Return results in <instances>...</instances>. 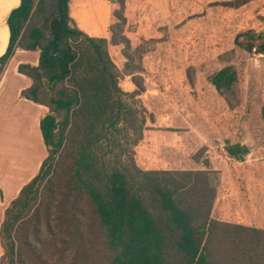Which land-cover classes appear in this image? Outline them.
<instances>
[{"label": "trees", "instance_id": "1", "mask_svg": "<svg viewBox=\"0 0 264 264\" xmlns=\"http://www.w3.org/2000/svg\"><path fill=\"white\" fill-rule=\"evenodd\" d=\"M70 1L20 0L8 18L1 68L17 49L40 52L38 66L18 70L31 80L21 97L48 109L47 157L5 211L0 264H264V230L211 216L215 172L137 165L148 114L109 54L127 40L117 24L110 41L79 30ZM237 80L232 67L211 77L231 107ZM225 152L241 161L249 151Z\"/></svg>", "mask_w": 264, "mask_h": 264}, {"label": "rangeland", "instance_id": "2", "mask_svg": "<svg viewBox=\"0 0 264 264\" xmlns=\"http://www.w3.org/2000/svg\"><path fill=\"white\" fill-rule=\"evenodd\" d=\"M236 1L109 0L112 25L117 24L122 30L119 35L127 40L110 45L109 54L125 73L120 79L125 92L132 90V84L138 85L140 92L147 78L183 82L185 92L172 100L182 114L175 126L190 130L183 141L187 147L184 160L181 165L152 161V166L155 170L215 172L211 176L213 183L217 188L228 185L230 203L224 211L227 222L219 220V211L214 216L211 211V216L220 222L251 228L247 226L249 217L263 209L251 203L261 200L264 188V53L260 51L264 49V0H251L241 7L232 4ZM83 21L86 25L85 17ZM225 67L237 72L234 92L229 95L236 103L234 107L211 83L212 75ZM35 115L31 109V171L43 154L35 139ZM13 120L16 127L17 118ZM25 125L24 117V129ZM227 144H239L249 152L241 161L236 160L225 152ZM223 174L229 177L227 181H221ZM254 176L257 181L252 179ZM260 219L259 225L264 226Z\"/></svg>", "mask_w": 264, "mask_h": 264}, {"label": "crops", "instance_id": "3", "mask_svg": "<svg viewBox=\"0 0 264 264\" xmlns=\"http://www.w3.org/2000/svg\"><path fill=\"white\" fill-rule=\"evenodd\" d=\"M20 5V0H0V58L6 53L9 45L8 18L13 10ZM100 9L98 13L95 10ZM69 15L72 24L79 30L91 37L106 38L109 41L110 27L112 25V7L109 0H71L69 3ZM105 16V21L104 20ZM86 18V25L83 18ZM102 27V28H101ZM101 30V31H100ZM40 52L17 49L9 62L1 68L0 66V229L4 221L5 211L10 203L15 200L21 189L28 184L39 172L42 162L47 157L41 131L40 121L48 112L45 106L34 104L21 97L23 90L31 85V80L19 73L18 67L21 64L38 66ZM140 73H132L134 76ZM133 88L128 93L138 92V85L132 84ZM183 82L177 79L168 78H147L144 79L143 90L138 92L136 99L147 111L143 139L135 148V159L137 165L145 171L155 170L152 161H173L181 165L184 152L187 147L184 142L189 134L188 128L179 129L175 122L182 117L180 108L173 102V98L182 95ZM167 97L169 100L167 101ZM157 103V104H156ZM34 110V125L36 129V143L41 147L42 155L39 156L32 171L28 166L30 161L29 144V113ZM25 117V129L23 126ZM17 118L16 127L13 126V119ZM21 119V120H20ZM21 121L22 125L19 124ZM25 130V131H24ZM25 146V152H24ZM186 159V158H185ZM26 161V163H24ZM164 169V170H172ZM179 169V168H175ZM174 170V169H173ZM221 181H227V175H221ZM257 181L258 177H252ZM228 185H219L213 205V216L218 211L221 218L226 221L224 213L229 206L230 196ZM253 207H263L262 211L254 212L247 226L251 228H264L259 225V217L264 220V188L262 187L261 200L252 202ZM223 209V210H222ZM222 210V211H221ZM223 213V214H221ZM3 249L0 241V259Z\"/></svg>", "mask_w": 264, "mask_h": 264}]
</instances>
